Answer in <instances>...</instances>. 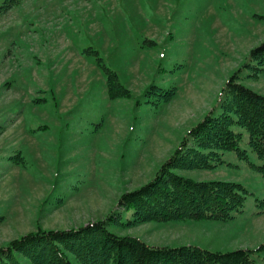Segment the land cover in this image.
I'll return each instance as SVG.
<instances>
[{"label":"rangeland","instance_id":"rangeland-1","mask_svg":"<svg viewBox=\"0 0 264 264\" xmlns=\"http://www.w3.org/2000/svg\"><path fill=\"white\" fill-rule=\"evenodd\" d=\"M263 39L264 0H19L0 11V245L37 224L106 216L217 104L230 75L264 93L250 58ZM97 55L130 97L108 95ZM151 83L173 89L170 97L147 92ZM231 127L246 157L227 149L215 167L178 170L242 183L243 204L230 217L109 228L212 250L261 243L264 175L252 166L261 159L245 128ZM254 258L264 264V249Z\"/></svg>","mask_w":264,"mask_h":264},{"label":"trees","instance_id":"trees-1","mask_svg":"<svg viewBox=\"0 0 264 264\" xmlns=\"http://www.w3.org/2000/svg\"><path fill=\"white\" fill-rule=\"evenodd\" d=\"M18 1L2 0L0 11ZM250 58L253 75L264 74V39L251 48ZM96 62L105 72L108 95L130 97V88L117 72L99 55ZM149 89L163 90L164 98L173 91L155 83L147 92ZM232 123L247 131V142L261 159L252 166L264 175V93L238 81L234 73L221 87L217 104L188 128L156 173L145 183L124 190L106 216L69 228L37 224L34 230L0 245V264H256L254 254L264 249V240L254 247L212 250L194 243L152 244L138 235L119 234L109 228L112 224L128 227L151 220L230 217L243 204L247 190L242 183L196 179L178 170L215 167L227 149L246 157V149L239 145L241 131L234 130Z\"/></svg>","mask_w":264,"mask_h":264}]
</instances>
